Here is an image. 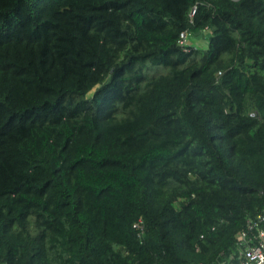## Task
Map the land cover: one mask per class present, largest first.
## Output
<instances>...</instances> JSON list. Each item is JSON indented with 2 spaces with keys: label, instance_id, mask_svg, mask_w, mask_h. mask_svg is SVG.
Wrapping results in <instances>:
<instances>
[{
  "label": "trees",
  "instance_id": "1",
  "mask_svg": "<svg viewBox=\"0 0 264 264\" xmlns=\"http://www.w3.org/2000/svg\"><path fill=\"white\" fill-rule=\"evenodd\" d=\"M262 211L264 0H0V264H232Z\"/></svg>",
  "mask_w": 264,
  "mask_h": 264
},
{
  "label": "built area",
  "instance_id": "2",
  "mask_svg": "<svg viewBox=\"0 0 264 264\" xmlns=\"http://www.w3.org/2000/svg\"><path fill=\"white\" fill-rule=\"evenodd\" d=\"M179 45L187 50L188 36L182 33ZM134 227L139 236L144 232L143 221L140 219ZM237 262L232 264H264V211L253 218H248L247 228L237 235ZM234 260V257L231 258Z\"/></svg>",
  "mask_w": 264,
  "mask_h": 264
},
{
  "label": "rangeland",
  "instance_id": "3",
  "mask_svg": "<svg viewBox=\"0 0 264 264\" xmlns=\"http://www.w3.org/2000/svg\"><path fill=\"white\" fill-rule=\"evenodd\" d=\"M209 37H210V32L208 31L203 32L198 37L192 34L188 38V43L192 44L196 48H199L205 51L208 48Z\"/></svg>",
  "mask_w": 264,
  "mask_h": 264
},
{
  "label": "clouds",
  "instance_id": "4",
  "mask_svg": "<svg viewBox=\"0 0 264 264\" xmlns=\"http://www.w3.org/2000/svg\"><path fill=\"white\" fill-rule=\"evenodd\" d=\"M189 44V43H188ZM190 45V44H189Z\"/></svg>",
  "mask_w": 264,
  "mask_h": 264
}]
</instances>
